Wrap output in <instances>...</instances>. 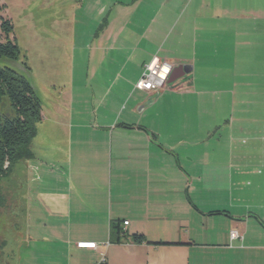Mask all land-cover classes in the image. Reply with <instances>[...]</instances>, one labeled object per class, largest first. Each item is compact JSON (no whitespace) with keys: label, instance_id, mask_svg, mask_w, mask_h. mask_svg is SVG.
<instances>
[{"label":"crops","instance_id":"obj_1","mask_svg":"<svg viewBox=\"0 0 264 264\" xmlns=\"http://www.w3.org/2000/svg\"><path fill=\"white\" fill-rule=\"evenodd\" d=\"M64 3L35 27L64 53L22 164L35 241L68 264H264V0ZM156 59L188 73L137 90Z\"/></svg>","mask_w":264,"mask_h":264},{"label":"rangeland","instance_id":"obj_2","mask_svg":"<svg viewBox=\"0 0 264 264\" xmlns=\"http://www.w3.org/2000/svg\"><path fill=\"white\" fill-rule=\"evenodd\" d=\"M64 1L0 0V6H3V10L0 11V24L1 18L10 20L13 26L11 39L15 40L25 57L24 62L30 69L26 70V73L21 71L28 81L41 90L43 101L47 105L56 104L57 96L50 90L49 84L42 80V77L45 74L49 75V72L45 73L41 61L45 57L44 62H52L54 58H60L64 53L59 47L46 46L42 42L35 41L37 34L35 27L40 24L44 11L67 10L68 3ZM43 23L49 24V20ZM0 41H4L1 33ZM14 63L5 59L0 60V66H9L20 71ZM16 64L22 66L21 62ZM47 114V111L43 110V116ZM30 161L31 159L28 162ZM31 187L28 170L22 164L16 166L11 176L1 183L6 201L5 206L0 210V264H68V253L65 249L58 248L56 243L44 246L41 242L35 241L34 236L31 235L33 227L30 220ZM49 247L52 248V252L49 251L51 250Z\"/></svg>","mask_w":264,"mask_h":264},{"label":"trees","instance_id":"obj_3","mask_svg":"<svg viewBox=\"0 0 264 264\" xmlns=\"http://www.w3.org/2000/svg\"><path fill=\"white\" fill-rule=\"evenodd\" d=\"M1 10L3 6H0ZM0 33L4 38L0 41V60L21 62L26 70H30L20 48L11 39L13 26L10 20L1 18ZM41 120V100L28 80L9 66H0V210L6 201L1 183L11 176L16 166L32 159L31 143ZM122 237L119 222L112 223L110 242L119 244ZM130 240L136 244L145 241L143 236L136 234Z\"/></svg>","mask_w":264,"mask_h":264},{"label":"built area","instance_id":"obj_4","mask_svg":"<svg viewBox=\"0 0 264 264\" xmlns=\"http://www.w3.org/2000/svg\"><path fill=\"white\" fill-rule=\"evenodd\" d=\"M175 67L177 66L170 62L157 59L154 60L144 66V71L140 79L135 84V88L140 91L158 93L166 87L171 72ZM127 223L128 222H124V225H127ZM237 236V232H231L232 239ZM76 247L79 249L96 250L97 244L94 242H80L76 244ZM101 262H104V258H102Z\"/></svg>","mask_w":264,"mask_h":264},{"label":"water","instance_id":"obj_5","mask_svg":"<svg viewBox=\"0 0 264 264\" xmlns=\"http://www.w3.org/2000/svg\"><path fill=\"white\" fill-rule=\"evenodd\" d=\"M11 62H15V61H11ZM17 62H15L14 64L16 65V66H18V68L20 69V71H17V72H19V73H21L24 77H25V75H24V73L23 72H25L26 73V69L24 68V67H22L21 65H18V64H16ZM12 69H14V68H12ZM15 70V69H14ZM23 72H22V71ZM188 73V70H187V67L186 66H177V67H175L173 70H172V72H171V75H170V77H169V79H168V81H167V85H170V84H173V83H175V82H177L178 80H180L181 78H183L186 74ZM26 78V77H25ZM27 79V78H26ZM28 80V79H27ZM30 84H31V86H32V88H33V90H34V92H35V94L37 95V97L40 99V97H39V91H38V88L36 87V85H33L30 81H28ZM159 93V92H158ZM41 100V99H40Z\"/></svg>","mask_w":264,"mask_h":264}]
</instances>
